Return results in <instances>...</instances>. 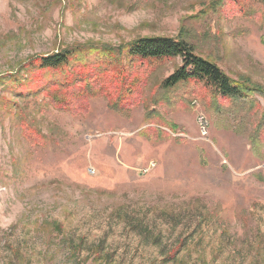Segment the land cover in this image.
<instances>
[{
  "label": "rangeland",
  "instance_id": "rangeland-1",
  "mask_svg": "<svg viewBox=\"0 0 264 264\" xmlns=\"http://www.w3.org/2000/svg\"><path fill=\"white\" fill-rule=\"evenodd\" d=\"M235 2L0 0V264H264V98L251 108L197 84L164 90L179 59L125 56L136 100L68 111L47 95L78 82L89 50L150 37L180 38L264 91V18ZM64 50L84 67L36 65Z\"/></svg>",
  "mask_w": 264,
  "mask_h": 264
},
{
  "label": "trees",
  "instance_id": "trees-1",
  "mask_svg": "<svg viewBox=\"0 0 264 264\" xmlns=\"http://www.w3.org/2000/svg\"><path fill=\"white\" fill-rule=\"evenodd\" d=\"M229 1L234 4L237 0ZM245 1L258 5L254 13L257 21L261 23L264 18L262 15L264 0ZM241 7V12H244L246 7L245 9L244 6ZM262 43L264 44V39H262ZM93 50H89L91 52L88 54L99 53L93 62L88 63L86 68L83 62L84 58L74 56L71 50H64L37 61L36 65L42 71L60 72L69 67L72 61L77 60L82 64L81 67H84L78 73L71 74L72 79H79L74 85L64 88L52 86L47 91L50 101L57 108L68 111L87 110V100L98 97L107 98L111 107L116 106V100L120 96L128 97L131 101L136 100V96L134 97L131 93L136 89V80L140 81L139 73H132L134 76L128 77L125 67L120 62L123 56L132 63L148 65L179 59L180 66L161 83L164 90L172 89L180 84H197L208 90L213 99H220L222 103L237 104L247 101L251 108L259 107V103L252 100L255 94L264 98V91L260 87L246 79H231L215 63L196 55L192 46L180 38H141L131 41L123 47H104L100 50ZM141 81H143L142 84L145 82L144 79ZM25 131L29 132L27 129ZM31 135L29 140L33 144L38 142L37 134ZM262 137L258 140L259 142H264Z\"/></svg>",
  "mask_w": 264,
  "mask_h": 264
},
{
  "label": "built area",
  "instance_id": "built-area-1",
  "mask_svg": "<svg viewBox=\"0 0 264 264\" xmlns=\"http://www.w3.org/2000/svg\"><path fill=\"white\" fill-rule=\"evenodd\" d=\"M197 125H198V129H199L200 134L202 135V137L205 138L207 136L208 122L205 119V117L201 114L198 115V117H197ZM154 167H155V163H153V162L148 163L146 167H144L140 170L141 175L146 174L147 172H149Z\"/></svg>",
  "mask_w": 264,
  "mask_h": 264
}]
</instances>
